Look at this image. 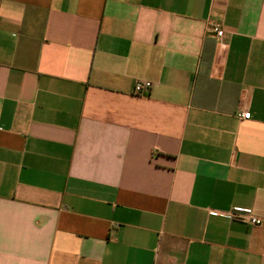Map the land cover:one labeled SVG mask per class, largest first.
Here are the masks:
<instances>
[{"label": "crops", "instance_id": "crops-1", "mask_svg": "<svg viewBox=\"0 0 264 264\" xmlns=\"http://www.w3.org/2000/svg\"><path fill=\"white\" fill-rule=\"evenodd\" d=\"M0 264H264V0H1Z\"/></svg>", "mask_w": 264, "mask_h": 264}, {"label": "built area", "instance_id": "built-area-1", "mask_svg": "<svg viewBox=\"0 0 264 264\" xmlns=\"http://www.w3.org/2000/svg\"><path fill=\"white\" fill-rule=\"evenodd\" d=\"M0 2H1V0H0ZM211 32H213L214 35H215L218 39H222L223 36H224L223 31H222L219 27H214V28L211 30ZM141 89H142V86H141L140 84H137V85L135 86V88H134V91H135L136 93H140ZM237 117H238V119H240V120H247V119H249L250 114H249V113H246V112L239 111V112L237 113ZM237 212L240 213L241 211H240V210H237ZM234 216H235V215H234ZM234 216H232V217H234ZM230 217H231V216H230ZM249 223H250L251 225H259V224L261 223V221L258 220V219H255V218H250V219H249Z\"/></svg>", "mask_w": 264, "mask_h": 264}]
</instances>
